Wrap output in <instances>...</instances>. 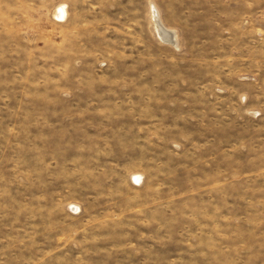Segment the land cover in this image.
<instances>
[{"label": "rangeland", "instance_id": "1", "mask_svg": "<svg viewBox=\"0 0 264 264\" xmlns=\"http://www.w3.org/2000/svg\"><path fill=\"white\" fill-rule=\"evenodd\" d=\"M0 264H264V0H0Z\"/></svg>", "mask_w": 264, "mask_h": 264}, {"label": "bare ground", "instance_id": "2", "mask_svg": "<svg viewBox=\"0 0 264 264\" xmlns=\"http://www.w3.org/2000/svg\"><path fill=\"white\" fill-rule=\"evenodd\" d=\"M151 9L153 14V20L155 22V28L160 39L164 42L177 46L175 33L173 31L163 28L158 21L157 10L154 8L153 5L151 6Z\"/></svg>", "mask_w": 264, "mask_h": 264}]
</instances>
